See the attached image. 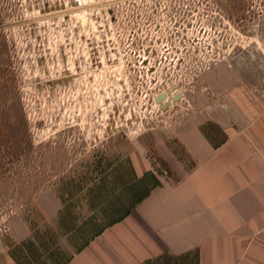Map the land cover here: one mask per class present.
Returning a JSON list of instances; mask_svg holds the SVG:
<instances>
[{
	"label": "rangeland",
	"instance_id": "rangeland-1",
	"mask_svg": "<svg viewBox=\"0 0 264 264\" xmlns=\"http://www.w3.org/2000/svg\"><path fill=\"white\" fill-rule=\"evenodd\" d=\"M220 63L264 99V0H0V255L66 264L79 229L123 218L143 194L132 146L193 112ZM174 85L164 112L154 98Z\"/></svg>",
	"mask_w": 264,
	"mask_h": 264
},
{
	"label": "crops",
	"instance_id": "crops-1",
	"mask_svg": "<svg viewBox=\"0 0 264 264\" xmlns=\"http://www.w3.org/2000/svg\"><path fill=\"white\" fill-rule=\"evenodd\" d=\"M203 84L193 112L174 115L170 128L129 151L142 196L116 222L79 229L66 264H264V99L227 63L209 69ZM147 153L170 181L150 172ZM38 200L49 221L60 216L55 190ZM21 260L0 255V264Z\"/></svg>",
	"mask_w": 264,
	"mask_h": 264
},
{
	"label": "water",
	"instance_id": "water-1",
	"mask_svg": "<svg viewBox=\"0 0 264 264\" xmlns=\"http://www.w3.org/2000/svg\"><path fill=\"white\" fill-rule=\"evenodd\" d=\"M171 89V90H170ZM174 89H178V87L176 86V85H174V86H172V87H170L168 90L170 91H166V94L165 93H160L159 95H157L155 98H154V102L156 103V104H159V105H161V110L162 111H164V112H166L167 110H169L173 105H172V103H179L180 101H182L183 100V98H184V95H183V93H181V92H179V93H177V95L176 96H173V98H172V102H170V103H163V101L166 99V97H167V94H169V93H173V90ZM168 92V93H167Z\"/></svg>",
	"mask_w": 264,
	"mask_h": 264
},
{
	"label": "built area",
	"instance_id": "built-area-1",
	"mask_svg": "<svg viewBox=\"0 0 264 264\" xmlns=\"http://www.w3.org/2000/svg\"><path fill=\"white\" fill-rule=\"evenodd\" d=\"M156 97V96H155Z\"/></svg>",
	"mask_w": 264,
	"mask_h": 264
}]
</instances>
